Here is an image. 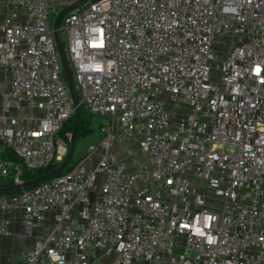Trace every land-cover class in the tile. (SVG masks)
Here are the masks:
<instances>
[{
  "label": "built area",
  "instance_id": "2783aa9c",
  "mask_svg": "<svg viewBox=\"0 0 264 264\" xmlns=\"http://www.w3.org/2000/svg\"><path fill=\"white\" fill-rule=\"evenodd\" d=\"M74 1L2 0L10 186L67 151L51 24ZM55 31L79 106L108 123L94 165L0 195V235L12 210L25 230L51 212L23 264H264V0H87ZM125 140L133 169L113 150Z\"/></svg>",
  "mask_w": 264,
  "mask_h": 264
},
{
  "label": "crops",
  "instance_id": "0c3cea01",
  "mask_svg": "<svg viewBox=\"0 0 264 264\" xmlns=\"http://www.w3.org/2000/svg\"><path fill=\"white\" fill-rule=\"evenodd\" d=\"M0 14H3L2 0H0ZM4 88H6V80L4 79V73L0 70V92ZM113 150L130 169L134 168L136 161H140V154L137 153L132 156L127 154L129 151H135V147L130 140H125L120 145L114 146ZM6 217L11 233L8 236L0 235V264H23L20 252L31 247L35 239L45 234L51 223V212L45 215L42 223L27 230L20 223L17 210L8 212Z\"/></svg>",
  "mask_w": 264,
  "mask_h": 264
},
{
  "label": "water",
  "instance_id": "95a60500",
  "mask_svg": "<svg viewBox=\"0 0 264 264\" xmlns=\"http://www.w3.org/2000/svg\"><path fill=\"white\" fill-rule=\"evenodd\" d=\"M87 0H76L65 7H63L54 17L52 21V34L53 38L55 41V45L58 51L59 59L61 62V68H62V74L64 77V80L66 82V85L68 87V91L70 94V97L72 99L73 105H74V113H73V118H72V126H71V131H70V137L68 140V145H67V151L61 162L51 170L42 173L39 176L33 177L29 180L22 181L19 184H15L12 186H6V187H0V195H5V194H10V193H15L18 192L22 189L30 188L32 186H35L36 184L43 182L55 175H57L59 172H61L69 163L72 153H73V148H74V133H75V127H76V122L79 118V113H80V106L78 103V99L75 94L74 86H73V80L71 78V74L68 68V64L63 52V48L61 45V42L58 39V36L55 31V24L58 18L62 15H64L66 12L70 11L71 9L75 8L76 6L86 2Z\"/></svg>",
  "mask_w": 264,
  "mask_h": 264
},
{
  "label": "rangeland",
  "instance_id": "374dc122",
  "mask_svg": "<svg viewBox=\"0 0 264 264\" xmlns=\"http://www.w3.org/2000/svg\"><path fill=\"white\" fill-rule=\"evenodd\" d=\"M60 9L61 8L56 7V10H60ZM53 17L54 15L50 13L48 15V22L51 23ZM57 24L58 25L60 24V20L57 22ZM59 38L61 40L63 49H65L64 34L59 33ZM79 117H81L84 121L88 122V127L90 129L82 135L81 134L76 135V136L74 135L73 153H72L71 159L69 163L67 164V166H74L75 164H80L87 157H90V165H94L96 163L98 156L101 154V150L98 148L97 145L101 137L103 136V132L101 131V126H106V124L108 123L107 119L104 117H97V116H92V115L89 116L86 113H81V112L79 113ZM69 137H70V131H66L67 140H69ZM91 147L93 149H91ZM65 154H63L61 159L65 156ZM57 161H60V159ZM3 181H6V180L3 179Z\"/></svg>",
  "mask_w": 264,
  "mask_h": 264
},
{
  "label": "trees",
  "instance_id": "16d2710c",
  "mask_svg": "<svg viewBox=\"0 0 264 264\" xmlns=\"http://www.w3.org/2000/svg\"><path fill=\"white\" fill-rule=\"evenodd\" d=\"M80 112L81 113H86L87 115H89L80 105ZM90 116V115H89ZM72 118L73 115L67 119V121H65L63 123V125L61 126V128L58 131V136L67 139L66 138V131H71V126H72ZM90 128L88 127V122L84 121L81 117H79V119L76 122V127H75V136L79 135V134H84L86 133ZM63 159V158H62ZM61 159V160H62ZM60 161H54L51 162L50 164H48L46 167H42L33 171H24L23 175H22V179L24 181L29 180L33 177L39 176L44 172H47L49 170H51L52 168L56 167L60 162ZM73 166H66L65 169H63L61 172H59L58 174H61L63 171L66 170H70ZM11 182L10 181H0V187H6V186H10Z\"/></svg>",
  "mask_w": 264,
  "mask_h": 264
}]
</instances>
